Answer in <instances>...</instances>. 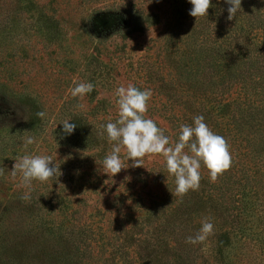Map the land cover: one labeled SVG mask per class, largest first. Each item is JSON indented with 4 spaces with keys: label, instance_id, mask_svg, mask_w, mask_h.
I'll return each instance as SVG.
<instances>
[{
    "label": "rangeland",
    "instance_id": "obj_1",
    "mask_svg": "<svg viewBox=\"0 0 264 264\" xmlns=\"http://www.w3.org/2000/svg\"><path fill=\"white\" fill-rule=\"evenodd\" d=\"M31 1L37 9H45L47 22L38 11H32L34 7L30 9L29 0L20 6L16 0H0V77L16 92L35 95L46 116L39 132L24 130L22 108L0 100V129L14 130L16 143H12L22 151L21 155L11 154V159L5 158L6 153L0 158V168L5 169L0 176V210L14 200L16 190L28 191L19 174L11 175L15 160L25 154L51 155L60 164L61 176L46 182L34 180L31 192L37 189L42 197L39 207L48 206L43 202L65 201L70 205L65 211L69 220L100 224L104 209L112 212L110 207L119 202V195L128 199V206L146 192L151 195L148 201L174 196L170 191H175L174 177L168 174L163 156L146 155L144 166L133 167L122 148L121 158L129 167L112 176L103 170L100 149L78 148L73 141L67 144L55 135L71 112L85 110L88 124L100 136V109L108 112L103 122L117 119L115 89L129 83L152 90L147 116L173 139L180 124H192L193 117L203 115L212 130L228 140L232 166L214 183L202 167L199 189L223 196L221 191L230 186L232 174L241 179L247 173H263L264 186V148L255 141L262 138L264 144V90L247 89L243 83L233 85L229 77L239 79L247 72L242 62H232L231 54L240 42L247 44L249 37L234 33L231 44L230 39L226 41L228 35L222 34L226 27L216 31L215 16L229 15L226 0H212L217 4L209 8L205 27L200 17L184 18L192 7L185 0ZM245 1L237 13L246 12L254 0ZM259 2L256 12L264 11V0ZM138 18L146 21L140 25ZM225 20L229 22L226 16ZM261 32L252 34L260 39ZM74 80L91 82L95 88L83 98H74L69 91ZM238 103L255 109L254 119L248 121L254 125L232 127L231 115H222L226 104ZM80 104L84 107L79 108ZM29 136L36 143L25 147L24 139ZM236 199L241 202L242 195ZM10 218L17 221V227L22 225L23 217L18 218L16 212ZM252 254L259 256L258 252Z\"/></svg>",
    "mask_w": 264,
    "mask_h": 264
},
{
    "label": "trees",
    "instance_id": "obj_2",
    "mask_svg": "<svg viewBox=\"0 0 264 264\" xmlns=\"http://www.w3.org/2000/svg\"><path fill=\"white\" fill-rule=\"evenodd\" d=\"M27 1L16 0V6ZM29 2L32 3L30 9L34 7L32 11H38L45 20V9H37L35 3ZM185 2L191 4L190 0ZM213 4L217 3L212 1ZM261 4L259 0L251 1L246 12L237 13L229 22L225 20L228 15L215 16V22L219 23L216 31L226 27L222 30V34L228 35L226 41L230 39L233 44L234 33L244 32L249 37L247 44L234 42L237 45L231 54L232 62H242L247 72L239 79L236 75L229 76L233 78V85L243 83L247 89L264 90V11L256 12ZM188 15L185 12L184 18ZM200 18L205 27L209 18ZM145 21L138 18L137 23L142 25ZM258 30L262 31L260 39L252 34ZM135 86L144 89L141 84ZM0 100L14 102L22 108L24 130L39 132L42 129L44 118L36 113L44 109L35 95L16 92L0 77ZM233 105L226 104L222 108L223 116L231 115L232 127L243 129L245 125H254L248 123L254 119L252 113H257L254 108L242 103ZM74 111L66 119L76 124L74 132L65 133L61 123L56 137L67 144L73 141L71 144L75 143L78 148L100 149V157H105L112 147L101 127L111 120L103 122L108 112L100 109L99 136L88 124L87 111ZM15 137L14 130L0 129V158L5 153V158L10 159L11 154L21 155L19 146L13 144ZM255 139L263 149L262 138ZM260 175L263 173H247L238 179L232 174L230 186L221 191L223 196L199 189L190 190L182 198L167 195L148 201L147 196L151 195L146 192L145 197L132 199L130 202L135 201L134 205L128 206L125 204L128 199L119 195V202L110 207L112 212L104 209L100 224L77 218L69 220L65 211L70 205L65 201L43 202L48 206L39 207L43 199L37 189L31 192L29 201L21 199L26 190H16L14 200L0 210V264H264V186ZM237 195H242L241 202L236 199ZM12 212H16L18 218L23 217L21 226L17 227V221L10 218ZM204 217H209L214 224V234L203 244L187 243L186 238L199 231ZM204 248L208 250L206 253ZM256 252L259 256L252 254Z\"/></svg>",
    "mask_w": 264,
    "mask_h": 264
},
{
    "label": "clouds",
    "instance_id": "obj_3",
    "mask_svg": "<svg viewBox=\"0 0 264 264\" xmlns=\"http://www.w3.org/2000/svg\"><path fill=\"white\" fill-rule=\"evenodd\" d=\"M228 7V20H232L241 7L242 0H226ZM192 5L189 15L195 18L208 15L212 0H190ZM75 85L69 91L72 97L83 98L92 92L95 85L91 82L73 81ZM153 92L149 88L136 87L129 83L120 85L115 89V103L118 107V118L113 122L109 120L101 127L107 134L108 142L112 145L110 151L103 159L104 172L115 176L122 169L129 167L121 158L122 148L126 149L127 160H132L133 167L144 166L146 155H161L164 157L169 175L174 177L175 191H170L174 197H183L190 190H199L202 179V167L209 172L211 182H215L220 175L229 170L233 163L228 140L217 134L206 123L203 115L193 117L192 124H180L176 139L160 127L157 121L147 116L149 102ZM83 108L82 104L78 105ZM43 119L45 111L36 113ZM63 130L72 134L76 128L75 123L69 120L61 122ZM36 143L34 137H26L24 145ZM83 155H85L83 153ZM51 155L25 154L15 160L11 175L22 177V185L28 189L21 199H31V186L34 180L46 182L49 179L62 175L60 164L54 163ZM5 174V169L0 168V176ZM214 234V224L209 217L201 220L199 231L186 238L190 244H203L207 238Z\"/></svg>",
    "mask_w": 264,
    "mask_h": 264
}]
</instances>
